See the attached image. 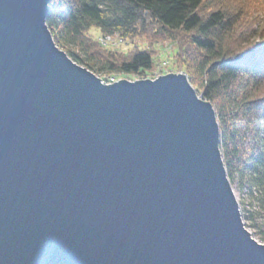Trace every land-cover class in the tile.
<instances>
[{
	"label": "water",
	"instance_id": "1",
	"mask_svg": "<svg viewBox=\"0 0 264 264\" xmlns=\"http://www.w3.org/2000/svg\"><path fill=\"white\" fill-rule=\"evenodd\" d=\"M51 0H0V264H264L210 100L187 74L105 82Z\"/></svg>",
	"mask_w": 264,
	"mask_h": 264
},
{
	"label": "trees",
	"instance_id": "2",
	"mask_svg": "<svg viewBox=\"0 0 264 264\" xmlns=\"http://www.w3.org/2000/svg\"><path fill=\"white\" fill-rule=\"evenodd\" d=\"M239 11L222 0H51L47 24L56 43L98 75L148 73L155 49L133 40L129 55L106 51L88 36L92 27L126 37L149 32L187 36L198 53L183 62L191 83L216 109L228 175L249 174L250 190L260 191L264 214V49L253 53V42L239 50L229 43L242 24ZM183 44L180 58L190 53Z\"/></svg>",
	"mask_w": 264,
	"mask_h": 264
},
{
	"label": "rangeland",
	"instance_id": "3",
	"mask_svg": "<svg viewBox=\"0 0 264 264\" xmlns=\"http://www.w3.org/2000/svg\"><path fill=\"white\" fill-rule=\"evenodd\" d=\"M222 1L230 4L232 7L236 6L240 9L239 14L242 18V24L240 26H236V29L229 41L230 44H233V48H238L239 50L242 47H246L250 43H254L252 47L255 46L256 49H253V53L263 50L264 0ZM87 33L89 37L97 41L101 49L106 51H117L118 54L123 56L127 54L129 55L133 50H135V43L132 42L133 40L136 41L137 45L140 47L155 49V63L148 73L130 74L116 71L112 74L104 73L99 75L103 81L108 83L122 78L130 80L139 78H156L159 75L166 74L168 72H181L187 74L188 76L189 67L183 62V60L189 59L191 61L198 53V50L189 44V38L185 35L182 37L180 36L179 39L177 38L179 36L174 37L162 33L149 32L145 34L142 33L143 35L136 37H126L120 31L103 33L97 27H92ZM247 39L248 43L245 42ZM181 40L184 42L183 45L186 46V49H190V53H185V55H183L184 52L181 51L183 55V58L181 57L182 59L177 54ZM191 65H193V62H191ZM188 78L191 82L192 79H190L189 76ZM107 79L109 80L106 81ZM192 85L197 91L196 84L193 82ZM197 93L201 95L199 91H197ZM230 181L239 201L245 225L251 231L254 238L264 243V214L261 207L260 191L257 188L250 190L249 174L243 176L236 173L230 178Z\"/></svg>",
	"mask_w": 264,
	"mask_h": 264
}]
</instances>
